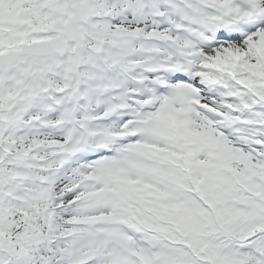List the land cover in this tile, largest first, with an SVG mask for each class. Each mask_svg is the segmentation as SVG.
<instances>
[{
	"label": "snow or ice",
	"instance_id": "snow-or-ice-1",
	"mask_svg": "<svg viewBox=\"0 0 264 264\" xmlns=\"http://www.w3.org/2000/svg\"><path fill=\"white\" fill-rule=\"evenodd\" d=\"M0 264H264V0H0Z\"/></svg>",
	"mask_w": 264,
	"mask_h": 264
}]
</instances>
